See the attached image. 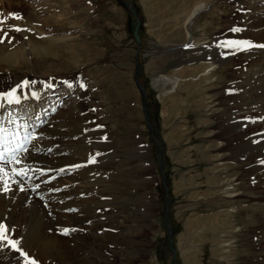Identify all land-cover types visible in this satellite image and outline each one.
Returning <instances> with one entry per match:
<instances>
[{"label": "rangeland", "instance_id": "obj_1", "mask_svg": "<svg viewBox=\"0 0 264 264\" xmlns=\"http://www.w3.org/2000/svg\"><path fill=\"white\" fill-rule=\"evenodd\" d=\"M12 1L4 4L7 10L0 5V92L16 90L19 80L22 89L27 81L25 88L43 86L41 101L29 107L55 108L46 110L34 132L37 141L29 137L34 160L24 170L0 168V183L28 179L14 191V205L24 216L40 208L47 236L64 220L61 236L70 242L61 252L67 246L75 251L60 264H264V69L258 66H264V48L228 47L264 42V0ZM200 3L207 9L187 26ZM32 14L42 31L30 22ZM131 18L142 29L148 115L167 145L175 251L163 219L159 149L134 79L138 46ZM26 45L36 49L28 60L6 61ZM188 58L200 62L183 63ZM210 65L215 69L201 77ZM166 77L182 80L176 93L164 96ZM39 169L44 180L29 181ZM14 170L24 174L8 175ZM56 186L63 190L49 195ZM22 193L26 204L18 206ZM7 242L0 240V247L16 253L17 244Z\"/></svg>", "mask_w": 264, "mask_h": 264}, {"label": "bare ground", "instance_id": "obj_2", "mask_svg": "<svg viewBox=\"0 0 264 264\" xmlns=\"http://www.w3.org/2000/svg\"><path fill=\"white\" fill-rule=\"evenodd\" d=\"M0 2H1L0 5L7 10V7L5 5L10 6L13 1L12 0H3V1L0 0ZM252 5H254V4H252ZM262 6H264V5H262ZM205 8H206V4L205 3H200L197 6H195L194 9L189 14L188 18L186 19V25L189 26L191 24V22L194 21V19L198 17V14L200 12H202ZM257 12H258V10H257ZM30 22L33 25H34V22L38 23L37 26H34L37 31H42L43 30V28L40 26L41 23H40L39 18L35 17L34 14L30 15ZM50 37H53V36H50ZM205 43H208V42L205 41L202 44L195 43L192 46L194 47V49H199L201 47V45H204ZM257 44L262 45V44H264V42H260V43H257ZM32 47H34V46L26 45V47H23V46H22V48L20 47L21 49L17 48L16 53L10 54L11 56L8 55L9 57L6 59V61H9L12 56L14 58L16 57V59L19 58V59H22V60H28L29 59V58H27L28 55H29L28 51H30V49L31 50L34 49L33 51L36 50L35 47L34 48H32ZM189 49H191V46H189ZM261 50H263V49H261ZM44 52H46L45 54L48 53V51H45V50L43 51V53ZM48 55H49V53H48ZM257 58L260 59V57H257ZM189 59L190 58H188L183 63L193 64L192 62L195 61V60H197V61H199V60L205 61L206 57L205 58H200L199 60L197 58L191 59V60H189ZM208 59L211 60V58H208ZM256 60H258V59H256ZM15 63H16V65L19 64V62H15ZM262 63L263 62L260 61L258 66H259V68L261 67V69H264V66H263ZM215 67H216L215 65H210L208 68L204 69L203 74H201L200 76L201 77L209 76L210 73L215 69ZM258 72H262V71L258 70ZM18 80H19V78H18ZM162 80H163V84L164 85H169L170 86L169 90H167V91H165L163 93V95L165 96V95H172V94L176 93V91L179 88V85H180L182 79H180V78L168 79L166 77V78H162ZM21 81L22 80L17 81V85H15L14 82H13V85H15V87L17 86V88H16V96L19 98L18 104L21 105V106L15 107V105H17V102H15V101H14V105L11 106L10 102H9L10 97H6V96L0 97V128L4 129V132L2 134H0V153H2V155H3V159H0V168H4L5 167L6 164L2 163V161H5L6 163H10V165L12 167L15 166V167H18L19 170H24L25 167H26L24 164L27 163V161L30 160V159L32 161L34 160L32 158L33 156L31 155V151L27 152V150H29L31 148V147L27 146V144H28L27 142L29 140V137H31V141H34V139H35V138H33V136L35 137L34 132L37 133L38 125L40 123V120L42 119L41 118L42 111L37 106L35 107L36 109L35 108L33 109V108L29 107V104L32 103V102L33 103H39L41 101L42 87L43 86L39 87V85H34V86H31L32 88H25V87L23 88L22 87V89H21L20 87H18V83H20ZM0 82H2V81H0ZM164 85H163V88H164ZM4 91H7V90H4ZM36 98H38V101L36 100ZM35 101H37V102H35ZM45 105H47V104H43V106H45ZM50 106L51 105H47V110L52 111L53 108H55V106L53 108H51ZM13 107L16 108L15 112L18 111V110H21L22 112L13 113L12 116H8L9 110H12ZM49 108H51V109H49ZM28 111L29 112L32 111L33 112V116ZM34 116H37V117L35 118ZM12 118H13V122H11L9 124V121L12 120ZM245 120H246V118H245ZM242 122H243V120H242ZM246 135H247V133H246ZM23 141H25L27 143V144H25L27 146L26 151H24V149H23L25 146L21 147V142H23ZM35 141H37V140H35ZM35 141H34V143H35ZM38 143H36V144H38ZM44 147H45V145H44ZM44 147H42V148H44ZM34 156H36V155L34 154ZM39 157H42V156L40 155ZM16 161H19V163H17ZM32 165L33 164H30V166H32ZM32 168H33V166H32ZM27 170H25V171H27ZM18 172H20V171H15L14 170L13 174L12 173L11 174L7 173V174L11 175V176L14 175V176L20 177L21 175H17L16 174ZM29 173H28V175H29ZM43 173H44V170L43 169H39V172H38V175H37L36 179H33V177L35 175H32V176L29 175L30 176L29 178H31L29 181L34 182L33 180H37V179L42 180L43 179V175H42ZM54 175H56V174H54ZM59 178H61V176H59L56 179V181ZM5 181L3 183H0V225H3V226H5L7 228L6 236H7L8 242L16 240L17 241L16 244L19 247L20 251L16 250V253H14L15 251L13 252L11 248L2 245L3 247H0V264H12L15 261H17L16 264L17 263L18 264H22V263L23 264H31V262L27 261V259L25 257H23L21 255V253H26L29 257H33L34 258L33 261H35V264H60V263H62V261H65V263L68 262L69 259H70L69 257L73 253V250L75 251V249L70 250V248L67 246V248H65L66 251L61 252L62 250H64V248L62 249V244L63 243L64 244L65 243L69 244V242H70V240L64 241L65 239H63L62 236H61V233H63L64 226L66 224V223H64V220L63 219L61 220L60 218H58V220L60 219V221H59V223H57L58 222L57 221L56 225L52 222L55 225V227L53 229V232H51V234L49 236H47L46 235V222L42 221L43 218L42 219H38V217L40 216L39 215L40 208L39 209L35 208L33 210H28L27 209V210H25L26 216H24L23 214H21L20 211L17 212V210H16V206L17 205H14V200H15L14 199V191L16 190L17 187L20 188V184H21V186L23 184H26L28 182V179L24 180L23 177H20V179L17 178L15 180L13 179L12 181H8V182L7 181L5 182ZM22 182H23V184H22ZM29 189H31V188L29 187ZM61 189L63 190L62 186H56L55 190H54V193H52V191H53L52 190V191L49 192V195L56 194L57 192H61ZM24 190H26V189H24ZM40 191H42V190H40ZM40 191H39V193H40ZM40 194H41L40 197H42V198H41V200L39 199L40 202H38V204H41V201L43 202V200H44V197H43L42 193H40ZM26 196L27 195L25 193H22V195L20 197V203L18 204V206H20V205L24 206L26 204V199H27ZM53 198L56 199L57 196H53ZM39 200L37 199V201H39ZM35 202H36V200H35ZM58 204H59L60 207L62 206L61 203H58ZM65 204H67V203H65ZM47 207H49V206H47ZM51 208H49V209H51ZM54 209H55V206H54L53 210ZM43 212H42V214H43ZM47 212H49V211H47ZM56 213L55 212L53 213L55 215V219L57 218ZM66 214H64V215H66ZM61 216H62V214H61ZM54 221H56V220H54ZM68 222H70V221H68ZM70 223L67 224L66 227H69L71 225ZM47 224H48V222H47ZM50 230H52V229H50ZM66 232H70V231H66ZM86 263H88V262H86ZM89 264H92V263L89 262Z\"/></svg>", "mask_w": 264, "mask_h": 264}, {"label": "water", "instance_id": "obj_3", "mask_svg": "<svg viewBox=\"0 0 264 264\" xmlns=\"http://www.w3.org/2000/svg\"><path fill=\"white\" fill-rule=\"evenodd\" d=\"M130 8L134 11L133 6L130 5ZM128 27H129V31L132 33L134 40L136 42V45L138 46L137 49V53H136V57H135V75H134V79H135V83L138 87V89L140 90V93L142 95L143 98V112L146 115L147 118V124H148V129L150 131L151 134V138L154 142V144L157 146V148L159 149V153H158V162H159V171L162 175V181L164 182V188H165V195H164V200H165V211H164V224L165 227L167 229V233H168V237H169V248L172 249L173 251V245H174V241H173V230L170 226V216H171V197H170V193L168 191V186L166 184V175H165V160H164V154L166 151V144L165 141L163 139V137L161 136L160 132L158 131V129H156L154 127V125L152 124L150 117L148 115V106H149V101H148V96H147V92H146V85L143 83L142 79H141V74H142V69H141V64H140V60H139V47L141 45L142 39H141V35H142V29L140 27V20H134V19H130L128 22ZM154 131L157 133V139L156 137L153 135ZM175 260V257L173 259V261Z\"/></svg>", "mask_w": 264, "mask_h": 264}, {"label": "snow or ice", "instance_id": "obj_4", "mask_svg": "<svg viewBox=\"0 0 264 264\" xmlns=\"http://www.w3.org/2000/svg\"><path fill=\"white\" fill-rule=\"evenodd\" d=\"M14 15V14H13ZM0 23H3V21H0ZM234 31H236L237 29H233ZM17 31H19V29H17ZM228 47H233L237 50H242V49H246V48H250L252 47V45L249 42H230L228 44ZM261 47H264V45H262ZM27 81L24 82V87L28 86ZM81 87H83V85H81ZM6 97H10L9 102H19V98L16 96V90L13 89L12 92L4 94ZM4 132V129L0 128V134H2ZM0 159H3V155L2 153H0ZM17 163H19V161H16ZM92 162H95L94 160ZM17 175H23V173H16ZM6 232H7V228L3 225H0V240H6L7 236H6ZM65 234H67V232H65ZM16 243L14 241H9V244L13 247L16 248ZM17 251H20L19 248L16 249ZM21 255H27L26 253H21ZM31 264H35V261H31Z\"/></svg>", "mask_w": 264, "mask_h": 264}, {"label": "crops", "instance_id": "obj_5", "mask_svg": "<svg viewBox=\"0 0 264 264\" xmlns=\"http://www.w3.org/2000/svg\"><path fill=\"white\" fill-rule=\"evenodd\" d=\"M193 228L190 226V227H188V230H192ZM187 234L189 235L190 233L189 232H187ZM184 234H182V236H183ZM191 235H196V233L195 232H191ZM177 244V247H178V249H179V246H180V248H181V238H179V242L178 243H176ZM181 250V249H180ZM180 254V253H179ZM197 257V256H196Z\"/></svg>", "mask_w": 264, "mask_h": 264}]
</instances>
